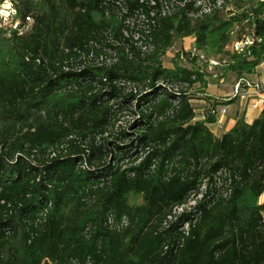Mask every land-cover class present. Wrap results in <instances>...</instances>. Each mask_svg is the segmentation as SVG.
<instances>
[{
	"label": "trees",
	"instance_id": "1",
	"mask_svg": "<svg viewBox=\"0 0 264 264\" xmlns=\"http://www.w3.org/2000/svg\"><path fill=\"white\" fill-rule=\"evenodd\" d=\"M14 1L34 25L0 35V264H264V109L216 135L224 102L192 103L200 55L163 60L189 36L223 53L245 22L262 41L227 69L253 73L264 0Z\"/></svg>",
	"mask_w": 264,
	"mask_h": 264
},
{
	"label": "rangeland",
	"instance_id": "2",
	"mask_svg": "<svg viewBox=\"0 0 264 264\" xmlns=\"http://www.w3.org/2000/svg\"><path fill=\"white\" fill-rule=\"evenodd\" d=\"M235 0H229L227 4V10H236ZM221 3V2H219ZM243 8L239 9L238 12H241ZM246 30V23H237L232 32V39L237 38L241 36L242 33H244ZM231 42V41H230ZM184 48L186 51H190V58L193 57L195 54L200 55L199 60L197 63V66L199 69L206 74V86H201L200 83L195 84L191 89L190 93L192 95V103L196 108V114L197 119L203 118L204 116H207L212 112V108L214 107V103H217L219 101H222V98H226L228 96L219 94L221 93V90H230L231 85H233L234 81L238 78L237 74L233 71H229L228 64L224 66H218L215 68H210L208 60L209 59H220L224 60L227 59L229 62L231 59H233L234 54L230 52V49L225 48L223 53H220L216 56H212L210 58H207L205 54L201 51H198L195 47V38L192 36L184 38L182 42H178L174 45V47L170 48L167 52V55L164 57V64L167 67H173V59L175 58L176 53L181 49ZM184 63L187 65H192L189 62V59L185 58ZM259 71H262L264 74V60L261 62L260 67L258 69ZM223 79V81H222ZM263 82H258L264 87V77ZM216 90V92L214 91ZM217 93V94H216ZM227 102V101H222ZM126 107V109L120 114L119 120H117L115 126L109 128V132H107L104 137L109 138L110 141H115L116 139L121 143H127V139H123V137L120 135L119 131L121 129H128L129 132H132L134 130L133 126H131L134 122V119L138 117V111L139 108L135 105L131 106V104H125L123 105ZM132 127V128H129ZM112 132L111 135L109 133ZM130 160V157L127 156L124 160L125 163H127ZM203 189H205L203 187ZM202 195L198 196H192L190 200L174 209V215H179L185 210H190L193 205L196 204V202L201 199ZM169 219L174 220L176 219L175 216L169 217ZM185 229L187 228V225L185 226Z\"/></svg>",
	"mask_w": 264,
	"mask_h": 264
},
{
	"label": "built area",
	"instance_id": "3",
	"mask_svg": "<svg viewBox=\"0 0 264 264\" xmlns=\"http://www.w3.org/2000/svg\"><path fill=\"white\" fill-rule=\"evenodd\" d=\"M34 19L31 15L22 18L19 7L14 0H0V35L11 37L14 34L19 36L26 35L32 31ZM262 39L249 28L241 36L234 38L228 44L232 54L243 56L247 59H254V46H258ZM210 68L224 66L229 63L227 59H209ZM223 81V79H222ZM253 92H250V90ZM233 97H239L247 102V105L255 109H264V87L258 82L245 81L240 79L234 86ZM226 110H222L225 114ZM219 115L217 122L224 124L223 116Z\"/></svg>",
	"mask_w": 264,
	"mask_h": 264
},
{
	"label": "crops",
	"instance_id": "4",
	"mask_svg": "<svg viewBox=\"0 0 264 264\" xmlns=\"http://www.w3.org/2000/svg\"><path fill=\"white\" fill-rule=\"evenodd\" d=\"M259 67L260 65L257 66L253 73L245 74L242 77L237 78L234 81L233 85H231L230 90L220 91L221 93L219 94L226 95L228 97L222 98V101L227 102H224V104H218L215 109L212 108L213 111L216 113L217 117L214 123L209 124V127L216 135L220 136L224 132L231 129L237 123V120L241 117H243L247 123H253L254 120H256L261 115L263 109L252 108L247 105L246 101L241 100L239 97H233L234 86L240 79L251 82H263L262 80L264 74L262 71L258 70ZM214 91L216 92V90ZM250 92H253V90L251 89ZM223 109L226 110L225 114H222ZM221 114L223 116L222 118L224 119V124L222 125L217 122V118ZM260 203H264V195L260 197Z\"/></svg>",
	"mask_w": 264,
	"mask_h": 264
}]
</instances>
